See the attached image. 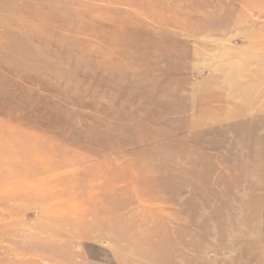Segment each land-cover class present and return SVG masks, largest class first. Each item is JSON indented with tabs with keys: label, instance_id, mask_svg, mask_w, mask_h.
<instances>
[{
	"label": "rangeland",
	"instance_id": "obj_1",
	"mask_svg": "<svg viewBox=\"0 0 264 264\" xmlns=\"http://www.w3.org/2000/svg\"><path fill=\"white\" fill-rule=\"evenodd\" d=\"M0 158V264H264V0H0Z\"/></svg>",
	"mask_w": 264,
	"mask_h": 264
},
{
	"label": "bare ground",
	"instance_id": "obj_2",
	"mask_svg": "<svg viewBox=\"0 0 264 264\" xmlns=\"http://www.w3.org/2000/svg\"><path fill=\"white\" fill-rule=\"evenodd\" d=\"M258 142H262V141H258ZM258 145V144H257ZM257 147V146H256ZM258 148V147H257ZM1 159V158H0ZM254 159V160H253ZM253 162L255 161V162H258L259 160H258V155L255 153V152H253ZM50 160V159H49ZM52 160V159H51ZM0 162H2V160H0ZM44 163H46V162H44L43 161V163H42V165H45ZM51 163V162H50ZM14 164H15V162H14ZM47 164V163H46ZM253 164V163H252ZM39 166V165H38ZM241 167H243V166H241ZM2 170H3V168H1ZM33 169H35V168H33ZM36 169H38V168H36ZM1 171V170H0ZM4 171V170H3ZM6 172H0V180L1 181H4V182H8V181H10L11 180V178L13 177V179L15 178V175L13 174V173H10V172H7V169L5 170ZM14 173H15V171H14ZM260 173V172H259ZM16 179H19V178H16ZM21 179V178H20ZM22 180V179H21ZM25 179H23V181H24ZM13 183H14V181H13ZM12 183V184H13ZM24 188V186H23V183L22 182H20L19 181V183H17L12 189L10 188V189H8L7 190V192H5V193H3V194H10V195H8V196H10V197H14V196H16L17 194H19L20 192H22L23 189ZM259 189L261 190V188L259 187ZM91 208L92 209H96V207L94 206V205H92L91 206ZM55 213V212H54ZM150 235H151V233H149ZM148 234V235H149ZM62 250H63V248H62Z\"/></svg>",
	"mask_w": 264,
	"mask_h": 264
}]
</instances>
